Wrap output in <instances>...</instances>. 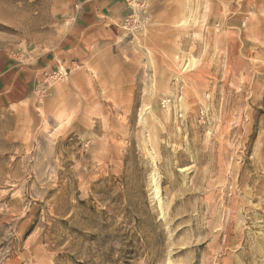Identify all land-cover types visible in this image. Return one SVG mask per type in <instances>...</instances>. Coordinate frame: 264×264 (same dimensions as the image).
Segmentation results:
<instances>
[{"label": "rangeland", "instance_id": "1", "mask_svg": "<svg viewBox=\"0 0 264 264\" xmlns=\"http://www.w3.org/2000/svg\"><path fill=\"white\" fill-rule=\"evenodd\" d=\"M127 1L87 93L0 108V264H264V0ZM73 7L0 0V53L57 52Z\"/></svg>", "mask_w": 264, "mask_h": 264}, {"label": "crops", "instance_id": "2", "mask_svg": "<svg viewBox=\"0 0 264 264\" xmlns=\"http://www.w3.org/2000/svg\"><path fill=\"white\" fill-rule=\"evenodd\" d=\"M73 4L71 26L60 50L33 61H23L8 52L0 53L1 109L31 111L33 118L39 121L42 115L35 106V100L43 89L41 86L47 84L50 87L51 103L57 98L62 101L61 98L69 93H87L92 87L88 65L98 61L96 56L108 48L119 50L121 47L123 54L135 50L133 39L123 41L126 38L124 25L130 22L136 29H142L145 23L140 16L132 19L135 15L127 0H73ZM147 19L148 24L149 16ZM153 21L154 17L148 24L152 35L156 31L151 27ZM118 43L121 44L116 47ZM57 69L67 72L66 79L47 82V74ZM53 107L57 117L64 120L68 113L65 105L55 104Z\"/></svg>", "mask_w": 264, "mask_h": 264}, {"label": "built area", "instance_id": "3", "mask_svg": "<svg viewBox=\"0 0 264 264\" xmlns=\"http://www.w3.org/2000/svg\"><path fill=\"white\" fill-rule=\"evenodd\" d=\"M67 77V72H63L62 69H57L54 71H51L47 74L46 80L47 82H56V81H64Z\"/></svg>", "mask_w": 264, "mask_h": 264}, {"label": "bare ground", "instance_id": "4", "mask_svg": "<svg viewBox=\"0 0 264 264\" xmlns=\"http://www.w3.org/2000/svg\"><path fill=\"white\" fill-rule=\"evenodd\" d=\"M186 21H187V19H186ZM151 179H152V184H151V190H152V193H153V195H154V197L156 196H158V193H159V187H158V184H157V180H156V177L153 175L152 177H151Z\"/></svg>", "mask_w": 264, "mask_h": 264}]
</instances>
